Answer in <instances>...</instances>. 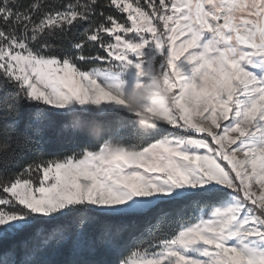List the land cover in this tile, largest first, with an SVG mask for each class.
Instances as JSON below:
<instances>
[{"label": "snow or ice", "instance_id": "obj_1", "mask_svg": "<svg viewBox=\"0 0 264 264\" xmlns=\"http://www.w3.org/2000/svg\"><path fill=\"white\" fill-rule=\"evenodd\" d=\"M0 146V264H264V0H0Z\"/></svg>", "mask_w": 264, "mask_h": 264}, {"label": "clouds", "instance_id": "obj_2", "mask_svg": "<svg viewBox=\"0 0 264 264\" xmlns=\"http://www.w3.org/2000/svg\"><path fill=\"white\" fill-rule=\"evenodd\" d=\"M169 103L170 93L168 89L158 76L152 74H149L145 88L130 91L126 101L127 110L129 112H140V115L137 117V123L144 131L155 129L158 119L153 113L167 111ZM141 104H145L151 109V112L141 111L139 108Z\"/></svg>", "mask_w": 264, "mask_h": 264}, {"label": "trees", "instance_id": "obj_3", "mask_svg": "<svg viewBox=\"0 0 264 264\" xmlns=\"http://www.w3.org/2000/svg\"><path fill=\"white\" fill-rule=\"evenodd\" d=\"M50 3H57L58 0H49ZM60 2H62V0H60ZM52 139H53V142L55 144V140H56V129H53L52 132H50L49 134ZM4 149H3V146H0V153H3Z\"/></svg>", "mask_w": 264, "mask_h": 264}]
</instances>
